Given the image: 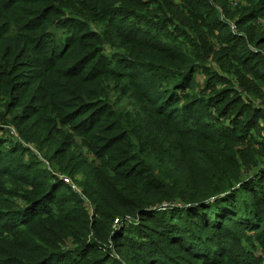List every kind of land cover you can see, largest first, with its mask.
I'll return each instance as SVG.
<instances>
[{
	"label": "trees",
	"instance_id": "obj_1",
	"mask_svg": "<svg viewBox=\"0 0 264 264\" xmlns=\"http://www.w3.org/2000/svg\"><path fill=\"white\" fill-rule=\"evenodd\" d=\"M1 78L0 264H264V0H0Z\"/></svg>",
	"mask_w": 264,
	"mask_h": 264
},
{
	"label": "rangeland",
	"instance_id": "obj_2",
	"mask_svg": "<svg viewBox=\"0 0 264 264\" xmlns=\"http://www.w3.org/2000/svg\"><path fill=\"white\" fill-rule=\"evenodd\" d=\"M16 30V29H15ZM14 30V25L11 26V28L9 29V32L7 35H4L5 38H7L6 44H4V46H12L14 45V36H17V32L18 30L15 31ZM3 31V30H2ZM72 31H75V29L73 28ZM19 32L22 33V31L19 30ZM61 30L60 32H57V36H59L60 39L63 38V36H61ZM18 41V40H16ZM2 44V46H3ZM19 51V49H17V52ZM17 52L15 54H17ZM20 56V55H19ZM18 57V56H17ZM17 57L15 58V61L17 59ZM24 58H18L17 62L14 61V63H12V65L14 64H20V62H24ZM37 65L34 66L32 69V71H37ZM28 77H30L31 75H34L32 72H27ZM2 79V78H1ZM19 83V81H17V78L12 79L10 78V81L8 83L4 82V79L0 80V118H3L7 123L6 125H4L5 129L3 131H0V137L1 140L4 141L6 140V144L3 147V149L5 147H9V144L12 142L18 143L21 146H24L27 150L30 151V156H32L34 162H36L37 164L34 166L36 169H42V168H51L49 165V162H46L43 159L44 153L46 152L47 149V145H43L42 142L40 143L41 149L36 147L38 146L37 144H35L36 142L33 141H44L46 136H47V132L49 130V122H37V123H33V124H25L23 125L22 129L19 131L15 126H13L12 124V120L13 117L16 116L17 114H20L21 111H26V107L27 105H31V103L33 101H35V96H36V87H37V78H32V79H28L24 80L23 82V86L21 89V93L22 95H18V93H11L10 97L8 94V90L11 88V85L13 84H17ZM20 93V94H21ZM18 97L17 99H19L20 105L19 107H17L16 109H7L6 105L8 103V98H13ZM127 99H124L122 101V105L125 106L126 104H128ZM49 110V109H48ZM51 118V117H50ZM0 127H3L1 122H0ZM22 131V134H19ZM27 139H30L27 141ZM57 146H54L53 149H55ZM79 151H82V155L85 157L87 155L88 157V164L86 165V167H84L83 173H87L90 168H91V163L93 164L92 166L97 165L98 163L94 160H92V153L88 151L87 148H84L83 146H80V149L75 151V154L79 153ZM28 160V159H26ZM30 160V159H29ZM39 163V164H38ZM54 164V163H53ZM56 165L54 164V166L52 167L53 170H55ZM57 174V173H56ZM59 175V174H58ZM66 177V176H65ZM64 176H60L59 179L64 180V182L68 185H70L72 187V189L74 191H78L80 190V185L83 183L84 178L82 177L81 174H78L77 177L75 178L76 180H72L70 178H68L67 180H65L66 178H64ZM87 206L89 208H91V203H89L88 201H85ZM253 245L256 244L254 243Z\"/></svg>",
	"mask_w": 264,
	"mask_h": 264
},
{
	"label": "built area",
	"instance_id": "obj_3",
	"mask_svg": "<svg viewBox=\"0 0 264 264\" xmlns=\"http://www.w3.org/2000/svg\"><path fill=\"white\" fill-rule=\"evenodd\" d=\"M64 179V178H63ZM65 180H67V179H65ZM64 181V180H63ZM116 222H117V220H116Z\"/></svg>",
	"mask_w": 264,
	"mask_h": 264
}]
</instances>
